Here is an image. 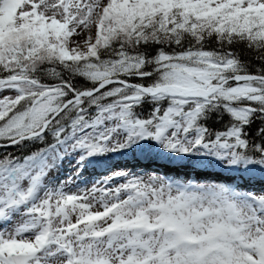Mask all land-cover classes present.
<instances>
[{
    "label": "snow or ice",
    "instance_id": "snow-or-ice-1",
    "mask_svg": "<svg viewBox=\"0 0 264 264\" xmlns=\"http://www.w3.org/2000/svg\"><path fill=\"white\" fill-rule=\"evenodd\" d=\"M0 264H264V0H0Z\"/></svg>",
    "mask_w": 264,
    "mask_h": 264
}]
</instances>
